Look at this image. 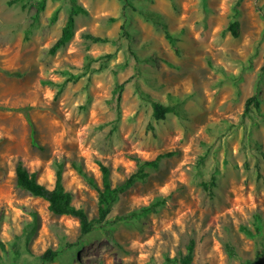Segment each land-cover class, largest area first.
Returning a JSON list of instances; mask_svg holds the SVG:
<instances>
[{
	"label": "rangeland",
	"instance_id": "374dc122",
	"mask_svg": "<svg viewBox=\"0 0 264 264\" xmlns=\"http://www.w3.org/2000/svg\"><path fill=\"white\" fill-rule=\"evenodd\" d=\"M7 1L0 0V264H165L189 241L190 264H264V0H76L86 13L74 16L72 37L54 53L69 0H44L40 10V0ZM85 33L113 40L92 43ZM87 57L100 68L85 72ZM124 80L117 100L112 91ZM251 95L258 108L245 111ZM148 98L170 107L163 120L153 119ZM160 152L170 155L82 236L76 218L52 214L15 185L18 162L47 188L60 168L71 203L93 217L96 190L74 164L100 185V159L117 186L135 171V157ZM47 248L63 249L42 262Z\"/></svg>",
	"mask_w": 264,
	"mask_h": 264
},
{
	"label": "trees",
	"instance_id": "16d2710c",
	"mask_svg": "<svg viewBox=\"0 0 264 264\" xmlns=\"http://www.w3.org/2000/svg\"><path fill=\"white\" fill-rule=\"evenodd\" d=\"M70 2V11L68 13L67 19L63 26L60 29L59 36L55 39L52 45L49 47L48 51L50 53H54L58 48L63 46L73 35L74 29V16L78 13H86L85 9L79 5L76 0H69ZM14 3H19L21 7L26 6V2L24 0H8L7 4L11 5ZM129 2L124 1L123 6H127ZM129 5V4H128ZM44 6V0H40L38 2V9H42ZM132 7V6H131ZM145 18L156 22L162 23L164 22L159 14L143 11L142 13ZM121 32L120 35L128 36L126 30H124L123 26L120 27ZM228 29L232 36H237L238 34V22L233 21L229 24ZM165 35L171 45L175 47V40L165 32ZM85 39H88L92 43H107L111 42L113 39L106 36H98L91 33L83 34ZM111 54H107V57H110ZM92 59L87 57L85 62V72H90L94 70H98V68H93L91 66ZM77 76L73 77L75 79ZM126 80L117 84L112 91L113 95H116V99L119 100L120 93L123 90L124 84ZM138 91V86L135 87ZM151 108H152V117L154 120H163L166 114L170 111V107L164 102L157 100L155 98H148ZM245 111L250 107L254 106L258 108V100L255 95H251L246 98L244 102ZM165 155H170V152H160L153 159H141L139 157H135L136 169L130 174L121 184L117 186H113L110 180V170L109 167L103 163L100 159H96V163L98 164L100 170V185H98L91 174L87 172L83 166L75 165L74 167L77 169L79 173H81L87 181L95 188L97 194V209L96 215L93 217H89L87 213L82 209L75 207L71 203V197L68 192H66L63 188L61 182V169L58 168L55 172V180L52 188H47L42 183L38 182L34 173H30L20 162L17 163L14 169V180L15 185L19 188L25 189L31 195L35 197L42 198L47 202L48 210L55 215H69L77 219L78 221V230L80 236L85 235L92 231L94 228L101 225L103 222L107 221V216L112 209V205L115 202L119 193H121L126 187L131 185L136 178L143 179L146 175L147 167H157L158 161L161 157ZM210 183H214V176H211ZM205 185V184H204ZM35 224L33 223L30 228L25 233L26 240L29 239L30 234L34 231ZM243 231L248 232L246 228H242ZM63 248L58 249H45L41 255L39 256L42 262L45 261H53L62 251ZM192 252H193V242L189 241V243L185 247V252L180 255L179 258H166L165 264H190L192 260ZM14 253L17 254L18 251L15 248ZM207 264V263H205ZM246 264H250V261H246Z\"/></svg>",
	"mask_w": 264,
	"mask_h": 264
}]
</instances>
